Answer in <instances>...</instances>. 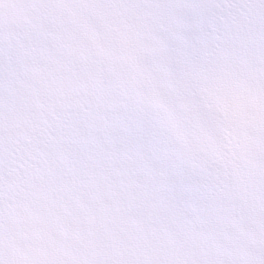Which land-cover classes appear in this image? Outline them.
<instances>
[{
  "label": "snow or ice",
  "instance_id": "obj_1",
  "mask_svg": "<svg viewBox=\"0 0 264 264\" xmlns=\"http://www.w3.org/2000/svg\"><path fill=\"white\" fill-rule=\"evenodd\" d=\"M0 264H264V0H0Z\"/></svg>",
  "mask_w": 264,
  "mask_h": 264
}]
</instances>
